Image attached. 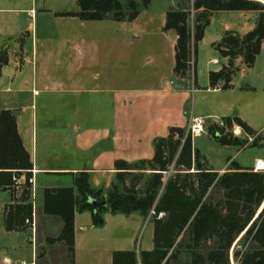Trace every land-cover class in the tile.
Wrapping results in <instances>:
<instances>
[{"label":"crops","instance_id":"0c3cea01","mask_svg":"<svg viewBox=\"0 0 264 264\" xmlns=\"http://www.w3.org/2000/svg\"><path fill=\"white\" fill-rule=\"evenodd\" d=\"M78 1L0 0V52L9 57L0 73V111L16 116L36 195L34 232L30 225L7 231L6 206L20 195L15 186L0 188V264H53L46 249L38 252L37 239L44 247L64 223L44 213L46 188L71 187L78 173L88 172L91 185L106 191L121 163L150 162L158 140L172 128L188 131L195 118L205 121L207 137L209 124L229 117L264 135V41L253 67L238 59L228 88L222 80L211 85L209 78L229 62L214 43L227 31L253 30L257 11L214 12L191 70L181 77L174 73L177 33L164 27L167 11L186 8L150 2L131 21L59 15L78 12ZM222 146L239 150L219 166L194 147L221 174L231 163L253 168L264 161L259 151L254 166L244 165L234 159L241 146ZM103 217L96 226L92 211L76 212L72 264H113L115 251H135L140 258L154 248L150 216L106 210Z\"/></svg>","mask_w":264,"mask_h":264},{"label":"trees","instance_id":"16d2710c","mask_svg":"<svg viewBox=\"0 0 264 264\" xmlns=\"http://www.w3.org/2000/svg\"><path fill=\"white\" fill-rule=\"evenodd\" d=\"M126 1L128 4L121 0H79L78 12L59 15H75L83 20L131 21L150 4V0H142L144 7H138L135 0ZM263 1L194 0L196 14L192 24L190 11H167L164 30L177 33L175 75L184 77L191 70L198 44L217 11H257L259 14L256 26L250 32L241 35L227 31L219 42L214 43L213 47L221 56L228 57L229 62L221 70L210 72L211 85L222 80L228 88L240 69L237 64L240 58L247 67H253L264 41ZM8 61L7 51H1L0 73ZM225 122L229 126L239 125L248 134L255 132L238 117L226 118ZM186 132L182 128H172L166 138L157 141L155 156L147 162L154 178L143 193L129 187L120 174L123 167L131 166L127 163L119 165L117 181L106 191L91 185L88 172L78 173L71 187L44 189V213L61 218L64 225L59 238L67 242L71 253L74 252L77 211H92L96 226L104 224L103 212L106 210L127 215L137 212L145 217L153 212L150 217L154 224V248L141 251L140 258L135 251H115L113 264H177L183 245L192 251L191 264H230V249L242 234L246 240L258 242L261 248L237 253L240 264H264V172L242 168L235 163L222 174L214 171L201 163L200 151L195 149L191 133ZM215 137L221 145L242 146L236 136ZM173 162L176 173L164 184L163 172ZM32 169L33 163L19 134L15 114L11 110L0 111V188L16 187V181L25 176L20 197L6 206L7 231L23 230L27 227L26 219L33 218V205L28 202V179ZM161 187L164 188L159 195ZM216 190L224 192L218 202L213 195ZM91 198L106 201L107 207L95 211L89 202ZM183 234L188 238L178 241ZM204 249L207 251L201 253Z\"/></svg>","mask_w":264,"mask_h":264},{"label":"rangeland","instance_id":"374dc122","mask_svg":"<svg viewBox=\"0 0 264 264\" xmlns=\"http://www.w3.org/2000/svg\"><path fill=\"white\" fill-rule=\"evenodd\" d=\"M124 4H128V1L121 0ZM138 7H144L142 0H135ZM153 3L155 8L168 5L171 7L180 6V8H186L187 11L191 12L190 23L192 24L195 19L196 11L193 7V0H150ZM27 46V45H26ZM28 50V49H27ZM29 52V51H28ZM210 129L209 134L211 137H207L204 133L198 138L194 139V146H196L203 154L206 155L207 159L210 160L211 164L214 166H219L225 164L229 156H233L239 150V148L231 147L226 148L220 145L217 142L216 136H227L232 135L238 137L242 142V150L239 154L236 155L234 159L241 162L244 165L254 166L255 157L261 151V154L264 155V135L259 132H253L251 134L246 133L239 125L233 123L231 126L227 122L223 121L222 123H214L208 125V130ZM188 132H186L187 134ZM186 138V135L184 139ZM260 155V154H259ZM201 163L207 165L206 160L201 157ZM227 171L232 168V163L228 164ZM175 162L170 164L168 170L163 172L162 181L165 184L171 177L176 173L175 171ZM254 171L264 172V169H259L257 165L252 168ZM258 169V170H257ZM194 171V170H192ZM122 177L126 180V184L129 187H135V190L143 193L147 186L153 181V172L149 169L148 164L140 163L133 164L131 166L123 167L120 171ZM164 187H161L159 190V195L162 194ZM22 188H16V194L21 195ZM211 191V190H210ZM214 200L218 202L223 198L224 192L221 190H216L213 192ZM260 210H258L256 216ZM153 212L149 213V216ZM188 236L183 234L179 237L178 241L182 239H187ZM258 242L245 238L242 234L237 241L233 244L229 252L230 264H240V257L236 256L237 253H245L246 251H255L260 249ZM45 250L51 255L53 264H72V253L69 249V246L65 240H61L59 235L54 238H50L49 242L45 246H41V242L37 239V250L39 253H43L42 250ZM207 250H201V253H205ZM192 251L183 245L178 254V259L175 263L177 264H191L192 262ZM45 254V253H44Z\"/></svg>","mask_w":264,"mask_h":264},{"label":"built area","instance_id":"2783aa9c","mask_svg":"<svg viewBox=\"0 0 264 264\" xmlns=\"http://www.w3.org/2000/svg\"><path fill=\"white\" fill-rule=\"evenodd\" d=\"M192 64H193V62H192ZM206 130H207V127H206L205 121L202 118H195V119H193V122L191 123V125H190V127H189L187 132L191 133L192 137H199V136L203 135L204 133H206ZM28 183L30 184V188H29L30 198L31 197L33 198L32 205H33V209H34V207H35L34 198L36 196L35 195V189H34V184H35L34 176H32V177H30L28 179ZM21 184H22V182H20V179H18L16 181V188L20 189L21 188ZM33 216H34V214H33ZM25 224L27 226L30 225L32 227L33 232H34L35 226H34L33 218H32V220L26 219ZM29 264H35V263L32 262V263H29Z\"/></svg>","mask_w":264,"mask_h":264},{"label":"water","instance_id":"95a60500","mask_svg":"<svg viewBox=\"0 0 264 264\" xmlns=\"http://www.w3.org/2000/svg\"><path fill=\"white\" fill-rule=\"evenodd\" d=\"M89 202L93 205V208H94L95 211H97L98 209H101L103 207H107V202L106 201H98L96 199L91 198L89 200Z\"/></svg>","mask_w":264,"mask_h":264},{"label":"bare ground","instance_id":"6f19581e","mask_svg":"<svg viewBox=\"0 0 264 264\" xmlns=\"http://www.w3.org/2000/svg\"><path fill=\"white\" fill-rule=\"evenodd\" d=\"M257 167L259 168V169H264V161L263 160H258V162H257Z\"/></svg>","mask_w":264,"mask_h":264}]
</instances>
